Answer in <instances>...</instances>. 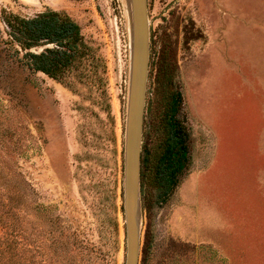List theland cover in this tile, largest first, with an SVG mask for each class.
Masks as SVG:
<instances>
[{
    "label": "rangeland",
    "instance_id": "obj_1",
    "mask_svg": "<svg viewBox=\"0 0 264 264\" xmlns=\"http://www.w3.org/2000/svg\"><path fill=\"white\" fill-rule=\"evenodd\" d=\"M147 6L140 264H264V0ZM2 9L66 12L100 57L94 82L74 91L21 65L3 41ZM130 64L123 0H0V170L29 185L22 249L34 246L31 226L49 244L47 211L30 210L38 204L74 234L68 246L79 264H125ZM171 119L187 148L173 184L163 160ZM30 254L16 252L15 264H29Z\"/></svg>",
    "mask_w": 264,
    "mask_h": 264
},
{
    "label": "trees",
    "instance_id": "obj_2",
    "mask_svg": "<svg viewBox=\"0 0 264 264\" xmlns=\"http://www.w3.org/2000/svg\"><path fill=\"white\" fill-rule=\"evenodd\" d=\"M1 21L5 27L4 43L29 71L40 72L74 91L79 85L94 82L100 57L84 38L78 23L66 12L46 9L32 17H19L2 9ZM178 108L179 99L175 98L171 111L176 112ZM169 126L173 139L167 145L163 160L166 180L173 184L184 169L187 148L181 124L171 119ZM28 191V183L20 179L18 173L9 171L6 175L0 170V264H15L16 252L20 250L31 253L23 260H28L29 264H79L74 254L76 250L68 246V239L74 234L51 212L50 206L44 208L37 204L30 208L35 217L47 211V249L34 226H31L33 248L22 249L17 234L23 231L19 217L29 198ZM141 264H145V259L142 258Z\"/></svg>",
    "mask_w": 264,
    "mask_h": 264
},
{
    "label": "water",
    "instance_id": "obj_3",
    "mask_svg": "<svg viewBox=\"0 0 264 264\" xmlns=\"http://www.w3.org/2000/svg\"><path fill=\"white\" fill-rule=\"evenodd\" d=\"M130 40V82L124 136L125 264H140V171L150 55L147 0H123Z\"/></svg>",
    "mask_w": 264,
    "mask_h": 264
}]
</instances>
